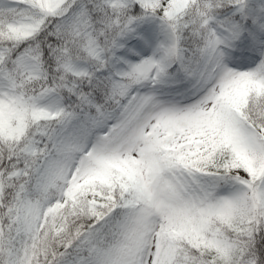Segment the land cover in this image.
I'll use <instances>...</instances> for the list:
<instances>
[{"label": "snow or ice", "instance_id": "obj_1", "mask_svg": "<svg viewBox=\"0 0 264 264\" xmlns=\"http://www.w3.org/2000/svg\"><path fill=\"white\" fill-rule=\"evenodd\" d=\"M0 264H264V0H0Z\"/></svg>", "mask_w": 264, "mask_h": 264}]
</instances>
